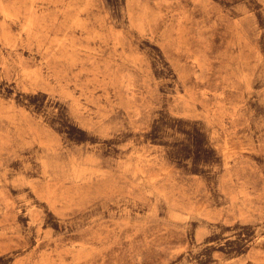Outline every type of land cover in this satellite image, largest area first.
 Segmentation results:
<instances>
[{
    "label": "rangeland",
    "instance_id": "1",
    "mask_svg": "<svg viewBox=\"0 0 264 264\" xmlns=\"http://www.w3.org/2000/svg\"><path fill=\"white\" fill-rule=\"evenodd\" d=\"M0 264H264V0H0Z\"/></svg>",
    "mask_w": 264,
    "mask_h": 264
}]
</instances>
